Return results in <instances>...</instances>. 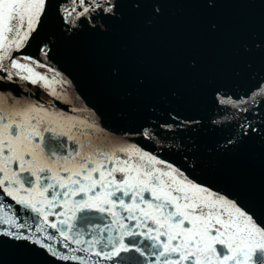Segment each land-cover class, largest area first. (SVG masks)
Listing matches in <instances>:
<instances>
[{
    "label": "snow or ice",
    "instance_id": "obj_1",
    "mask_svg": "<svg viewBox=\"0 0 264 264\" xmlns=\"http://www.w3.org/2000/svg\"><path fill=\"white\" fill-rule=\"evenodd\" d=\"M216 2L206 0L209 8ZM50 4L56 28L37 46L39 58L21 52L47 25ZM132 7L151 24L164 4L135 0ZM120 15V0H0V195L14 202L0 199V237L76 264H256L257 254L264 264V226L244 195L200 180L195 158L181 156L178 167L154 154L177 125L185 126L178 115L168 112L172 122L161 124L149 106L135 127L111 130L123 138L116 143L81 132L83 122L73 115L77 98L56 87L70 81L48 57L85 23L105 32L106 21ZM206 26L215 33L223 23L209 19ZM238 28V49L264 51V23L259 31ZM249 78L240 92L207 85L210 122L229 130L228 146L264 138V72ZM44 91L49 99L37 95ZM138 138L153 151L127 142Z\"/></svg>",
    "mask_w": 264,
    "mask_h": 264
},
{
    "label": "water",
    "instance_id": "obj_2",
    "mask_svg": "<svg viewBox=\"0 0 264 264\" xmlns=\"http://www.w3.org/2000/svg\"><path fill=\"white\" fill-rule=\"evenodd\" d=\"M162 2L163 14L151 24L144 12L133 9L135 0H120L121 15L106 21L107 31H95L85 23L61 38L48 59L70 83L57 85V90L70 100L77 98L73 115L83 122L81 132L93 140L119 142L123 138L111 130L135 127L149 106H155L153 118L161 124L172 122L168 112L178 115L185 126L177 125L164 139L166 147L154 154L178 167H182L181 156L195 158L203 168L200 180H212L241 192L245 204L256 210L255 218L264 226L260 211L264 208V138L249 136L226 145L225 140L231 138L229 130L210 122L212 102L207 86L212 81L240 92L250 85L252 72H264V51L244 53L238 49L239 24L259 31L264 23V2L217 0L214 8H209L206 0ZM209 19L221 21L223 28L209 32ZM55 28V7L50 4L47 25L20 51L39 58L37 46ZM193 60L195 67L190 63ZM249 61L250 69L244 66ZM37 95L49 99L46 91ZM57 105L64 107L59 102ZM127 142L153 151V144L142 138ZM0 199L14 203L6 196L0 195ZM51 243L62 247L59 241ZM254 260L261 264L258 254ZM0 264L76 262L58 261L42 249L0 237Z\"/></svg>",
    "mask_w": 264,
    "mask_h": 264
}]
</instances>
